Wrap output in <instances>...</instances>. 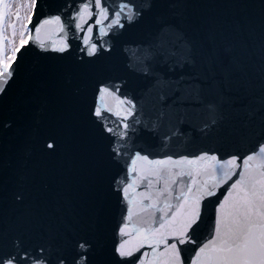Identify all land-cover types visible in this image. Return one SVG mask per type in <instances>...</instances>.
<instances>
[{
  "label": "snow or ice",
  "instance_id": "snow-or-ice-1",
  "mask_svg": "<svg viewBox=\"0 0 264 264\" xmlns=\"http://www.w3.org/2000/svg\"><path fill=\"white\" fill-rule=\"evenodd\" d=\"M230 6L258 10V33L192 0H0V264H264V0ZM30 41L52 61L40 127L5 99ZM27 143L59 166L37 175Z\"/></svg>",
  "mask_w": 264,
  "mask_h": 264
},
{
  "label": "water",
  "instance_id": "water-1",
  "mask_svg": "<svg viewBox=\"0 0 264 264\" xmlns=\"http://www.w3.org/2000/svg\"><path fill=\"white\" fill-rule=\"evenodd\" d=\"M73 0H58V3H70ZM107 2H112V0H107ZM244 0H192L193 7L188 10V14L192 17H206L211 21H216L219 24H223L225 28L231 30V21L235 17H239L246 25L250 20L252 26L256 29L258 33L259 28V12L254 9L245 8H235L231 7L232 4L242 3ZM47 0H41V11H48L46 8ZM203 5V6H201ZM40 18L38 16L33 17V23ZM91 23V21H90ZM31 29L32 25H28ZM97 29H94L93 38L98 42L103 40H108V37L101 38L97 34ZM134 29H130L129 32L125 33L122 40H127L134 38ZM82 35V34H81ZM32 36H35L34 30L32 31ZM115 43L114 41H110ZM30 46L27 50L21 49V52L17 53L18 56V74L16 76V82L9 89V95L6 97V102L10 107L23 108L24 102L28 103V108L30 109L29 116L32 117V126L40 127V125L35 123L37 114L42 106L40 102V93L43 87L48 85L45 78L41 74V68L44 63H52V61L44 62L41 60L42 52L30 41ZM73 45V56L84 55L79 51L80 41L78 39L72 40ZM125 47L123 44H118L115 50L109 55L105 54L102 58L110 65L119 66L122 63V48ZM65 63L66 62H56ZM67 77H65L66 79ZM35 98V102H33ZM92 103V93L91 89L86 85L81 86V91L79 94V99L77 101V106L81 117H86L87 107ZM56 110V98L54 96H49V109L48 114L54 119ZM115 119V117H112ZM141 142L142 141H138ZM203 146V145H201ZM96 148L99 152H104L106 150V142L97 141ZM191 147L189 151H191ZM27 161V167L31 168L37 175H42L45 172L54 170L59 166L62 157L58 156L52 160L45 159L36 152L31 143L24 145V154L22 157ZM143 190V189H139Z\"/></svg>",
  "mask_w": 264,
  "mask_h": 264
},
{
  "label": "rangeland",
  "instance_id": "rangeland-1",
  "mask_svg": "<svg viewBox=\"0 0 264 264\" xmlns=\"http://www.w3.org/2000/svg\"><path fill=\"white\" fill-rule=\"evenodd\" d=\"M12 22H14V17L12 18ZM22 23H26V21H22ZM24 29L20 27V25H17V35L15 37V43L16 45H19V32L23 31ZM5 35L7 37V39L4 41V45H5V50H6V54L10 55V49L12 47V41H13V36H12V29L11 28H6L5 29Z\"/></svg>",
  "mask_w": 264,
  "mask_h": 264
}]
</instances>
